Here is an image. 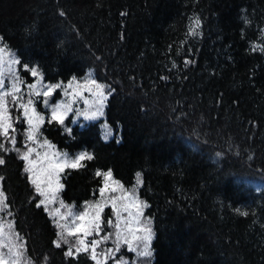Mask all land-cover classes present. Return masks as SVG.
<instances>
[{
  "label": "trees",
  "instance_id": "trees-1",
  "mask_svg": "<svg viewBox=\"0 0 264 264\" xmlns=\"http://www.w3.org/2000/svg\"><path fill=\"white\" fill-rule=\"evenodd\" d=\"M194 14L202 35L193 39L186 32ZM260 29L264 0H0V35L46 82L91 70L115 88L103 119L118 140L101 137L102 119L68 118L71 134L46 124L43 135L71 154H95L62 178L67 203L93 199L96 168H112L128 187L141 172L137 191L155 233L150 264H264V53L251 50L264 44ZM0 175L27 254L65 264L15 153Z\"/></svg>",
  "mask_w": 264,
  "mask_h": 264
},
{
  "label": "snow or ice",
  "instance_id": "snow-or-ice-1",
  "mask_svg": "<svg viewBox=\"0 0 264 264\" xmlns=\"http://www.w3.org/2000/svg\"><path fill=\"white\" fill-rule=\"evenodd\" d=\"M59 15L66 13L60 10ZM244 23L251 25L247 17ZM201 35L202 18L194 14L190 17L186 37L194 39ZM257 49L264 53V44L251 45L253 52ZM171 63L172 69H176V62ZM183 63L187 67L193 61L186 55ZM20 65L31 83L18 71ZM45 81L39 65L23 62L0 35V169L7 167L12 153L23 163V174L35 193L30 203L50 218L56 230L52 244L63 250L65 264H81L84 257L87 258L85 264H150L155 233L152 218L144 214L149 204L137 191L143 184L141 172L135 173V183L129 189L115 178L112 168H96L94 175L99 178L100 186L93 190V199L83 201L80 210H76L75 205L66 204L61 198L65 189L62 178L69 171L86 168L95 154L87 150L74 154L60 151L43 135L46 124L62 127L65 133L71 134L72 129L65 125L70 113L84 120L103 116L106 101L115 93V88L95 78L91 70L83 80L73 75L67 84ZM61 93L63 99L55 100ZM81 101L83 108L76 107ZM39 104H43L44 111L39 110ZM17 125L23 129L22 146H18ZM110 135L111 129L105 126V139ZM215 155L220 157L223 153ZM6 179L5 175H0V264H50L46 254L43 257L27 254L26 240L15 229L16 213L4 187ZM106 209L112 213L107 219ZM235 211L245 217L249 215L239 208ZM123 249L129 255L134 254L135 259L125 258Z\"/></svg>",
  "mask_w": 264,
  "mask_h": 264
},
{
  "label": "rangeland",
  "instance_id": "rangeland-1",
  "mask_svg": "<svg viewBox=\"0 0 264 264\" xmlns=\"http://www.w3.org/2000/svg\"><path fill=\"white\" fill-rule=\"evenodd\" d=\"M17 69H18V71H20V73H21V75L22 76H24V78L26 79V76L25 75H23L22 74V70H23V68L21 67V66H17ZM84 79V78H83ZM83 79H80V80H83ZM27 80V79H26ZM27 82H29V83H31L32 82V80L31 81H28L27 80ZM46 82V81H45ZM65 84H67V81H63ZM25 91H26V89H25ZM61 99H63V95H62V93L61 94H58V95H56L55 96V100H61ZM54 102V101H53ZM76 107H78V108H83V102L81 101L80 103H78L77 105H76ZM38 108H39V110H41V111H44V107H43V104H39L38 105ZM68 118H70L71 119V121H72V123H73V120L75 119L76 120V122L75 123H84V122H88V121H93V120H99V119H102V122H101V124H100V126H101V137L104 139V140H106L105 139V126H107V127H109L110 129H111V135L109 136V138L108 139H111V138H115L116 140H118L119 138H120V135L117 133V132H115L114 131V129L103 119V116H101V117H98V118H96V119H93V120H84L83 119V117H75L74 116V114H72V113H70L69 114V117ZM68 128H70L69 126H67ZM107 139V140H108ZM57 149L58 150H60V151H66L65 149H60V148H58L57 147ZM68 152V151H67ZM77 153V152H76ZM71 154V153H70ZM74 154V153H73ZM127 188H129V189H131V187L132 186H130V187H128V186H126ZM138 190V189H137ZM98 195V194H97ZM62 198V197H61ZM66 204H73V205H75L74 203H67V202H65ZM82 205H83V203L80 205V206H76V210H80V208L82 207ZM146 210V209H145ZM110 212H111V210H110ZM145 214V216L146 217H148L147 215H146V213H144ZM111 215H112V213H111ZM110 246V245H109ZM124 250V249H123ZM126 250V249H125ZM124 255V254H123ZM125 256V258H129V259H135V256H134V254H132V256H129V255H124Z\"/></svg>",
  "mask_w": 264,
  "mask_h": 264
}]
</instances>
